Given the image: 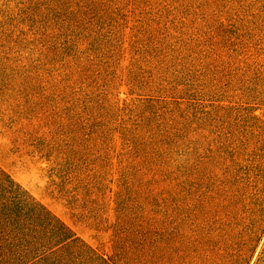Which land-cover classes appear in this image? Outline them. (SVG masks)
<instances>
[{
    "label": "trees",
    "instance_id": "trees-1",
    "mask_svg": "<svg viewBox=\"0 0 264 264\" xmlns=\"http://www.w3.org/2000/svg\"><path fill=\"white\" fill-rule=\"evenodd\" d=\"M0 129L107 236L0 167V264H264V0H0Z\"/></svg>",
    "mask_w": 264,
    "mask_h": 264
},
{
    "label": "rangeland",
    "instance_id": "rangeland-1",
    "mask_svg": "<svg viewBox=\"0 0 264 264\" xmlns=\"http://www.w3.org/2000/svg\"><path fill=\"white\" fill-rule=\"evenodd\" d=\"M0 167L52 210L84 241L97 246L106 240V234L85 224L80 208L72 203V199L66 198L65 195L70 194L61 190L63 185L52 177L50 164L17 148L1 129Z\"/></svg>",
    "mask_w": 264,
    "mask_h": 264
}]
</instances>
